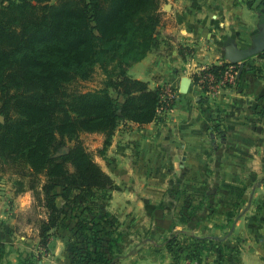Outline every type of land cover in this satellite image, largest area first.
Instances as JSON below:
<instances>
[{
	"label": "trees",
	"instance_id": "16d2710c",
	"mask_svg": "<svg viewBox=\"0 0 264 264\" xmlns=\"http://www.w3.org/2000/svg\"><path fill=\"white\" fill-rule=\"evenodd\" d=\"M158 5L159 0H0V158L43 175L39 187L46 217L38 226L43 244L61 211L54 187L61 186L66 199L75 192L73 200L118 189L80 132L102 133L103 154L120 122H148L160 106L176 101V95L164 97L166 86L151 87L128 73L133 62L159 46ZM230 63H211L208 70L219 78ZM96 68L104 75L102 86L67 88ZM95 216L76 223L86 238L76 256L116 264L119 253L107 256L119 243L116 218ZM2 253L0 241V264ZM9 264L40 263L23 258Z\"/></svg>",
	"mask_w": 264,
	"mask_h": 264
},
{
	"label": "crops",
	"instance_id": "0c3cea01",
	"mask_svg": "<svg viewBox=\"0 0 264 264\" xmlns=\"http://www.w3.org/2000/svg\"><path fill=\"white\" fill-rule=\"evenodd\" d=\"M259 1L191 0V6H172L179 31H184L178 34L182 49L160 38L159 46L133 62L128 73L151 87H171L176 101L148 122L127 120L116 126L104 153L95 159L118 185L112 192L134 201L141 196L146 205H164L156 199L164 195L177 199L174 192L191 191L188 200L198 199L192 204L200 206L211 205L216 198L222 204L229 191H240V176L264 149V116L257 115L264 96L263 56L246 58L235 82L213 96L193 80V72L205 64L227 61L229 44L252 45L264 21ZM248 212L237 219L231 234L241 244L234 264H264V217H243ZM125 238L119 250L127 257L117 264H188L169 263L167 257L156 261L165 248L150 249L144 241L132 245ZM132 248L145 255L136 256ZM151 252L156 255L149 256Z\"/></svg>",
	"mask_w": 264,
	"mask_h": 264
},
{
	"label": "rangeland",
	"instance_id": "374dc122",
	"mask_svg": "<svg viewBox=\"0 0 264 264\" xmlns=\"http://www.w3.org/2000/svg\"><path fill=\"white\" fill-rule=\"evenodd\" d=\"M190 2L191 0H159L160 19L155 30L159 43L160 38L169 39L178 50L182 49L178 36L184 31H179L180 23L172 6L184 3L187 7ZM164 43L167 44L163 42L161 45ZM236 63L238 71L239 63ZM260 63L264 66V57L260 58ZM103 82L104 75L96 68L91 77L75 79L67 84V88L95 89L102 86ZM260 103L258 118L264 116V96ZM79 137L95 159L102 154V133L82 131ZM249 166L250 170L244 171L240 176V191H229L228 194H231L226 195L221 201L222 204L216 198L214 202L211 201V205L194 206L192 201L198 199L188 200V195L193 194L191 191L174 192L179 197L177 199L164 195L163 198L155 200L157 203L161 200L164 205H146L141 196L133 198L134 201L112 190H98L85 195L83 200H73L75 192L66 199L61 196L62 187L56 186L52 192L56 194L54 200L61 211L56 226L49 231L48 242L43 244L38 234L39 220L46 217V207L39 187L43 175L31 173L27 166L17 169V166L0 158V241L3 243L1 263H18L20 259L29 258L40 264H93L86 260L79 261L76 256V248L83 249L86 246V238L77 230L76 223L82 217L90 218L107 213L106 217H115L118 222L119 231L114 236L119 243L111 249V253H107L108 257L120 254L115 257L116 264L126 255L123 256L119 250V244L124 242V235L128 236L125 238L128 244L144 241L146 247L165 248V254L159 253L156 261L167 257L169 263L209 264L211 261L234 264L239 260L241 251L238 238L233 240L231 236L237 219L247 211L248 214L243 217H264V149L258 157L250 160ZM131 217L135 220L131 221L134 223L132 225L129 224ZM104 249L109 251L107 246ZM130 252H134L136 256L145 255L135 251V248ZM155 255L151 252L149 256Z\"/></svg>",
	"mask_w": 264,
	"mask_h": 264
},
{
	"label": "built area",
	"instance_id": "2783aa9c",
	"mask_svg": "<svg viewBox=\"0 0 264 264\" xmlns=\"http://www.w3.org/2000/svg\"><path fill=\"white\" fill-rule=\"evenodd\" d=\"M235 63L236 62L226 65L224 72L219 78L212 71L208 70L210 64L199 66L193 72V78H195L196 83H198L202 87L206 95L213 96L220 90L230 87L235 82L238 72V64L236 63L237 65H235ZM164 89L166 92L164 97H166L167 99H170L175 95V93H173V90H171L169 86H166ZM168 108L169 107L167 105L160 106L158 108V113L163 112Z\"/></svg>",
	"mask_w": 264,
	"mask_h": 264
},
{
	"label": "water",
	"instance_id": "95a60500",
	"mask_svg": "<svg viewBox=\"0 0 264 264\" xmlns=\"http://www.w3.org/2000/svg\"><path fill=\"white\" fill-rule=\"evenodd\" d=\"M260 27L259 32L252 38L251 46L239 48L229 44L225 47V56L227 60L239 63L237 77H239L242 71L246 58L256 53L264 52V21L260 22Z\"/></svg>",
	"mask_w": 264,
	"mask_h": 264
}]
</instances>
